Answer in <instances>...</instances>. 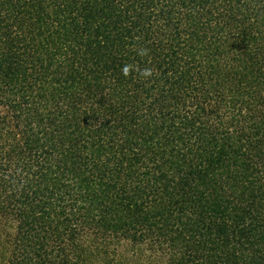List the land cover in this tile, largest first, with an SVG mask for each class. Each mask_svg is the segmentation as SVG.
Returning <instances> with one entry per match:
<instances>
[{"label":"trees","instance_id":"trees-1","mask_svg":"<svg viewBox=\"0 0 264 264\" xmlns=\"http://www.w3.org/2000/svg\"><path fill=\"white\" fill-rule=\"evenodd\" d=\"M8 264H264V0H0Z\"/></svg>","mask_w":264,"mask_h":264},{"label":"rangeland","instance_id":"rangeland-1","mask_svg":"<svg viewBox=\"0 0 264 264\" xmlns=\"http://www.w3.org/2000/svg\"><path fill=\"white\" fill-rule=\"evenodd\" d=\"M17 231L12 219L0 217V264H8ZM91 264H168L167 258L148 245L118 239L88 240L85 244Z\"/></svg>","mask_w":264,"mask_h":264}]
</instances>
